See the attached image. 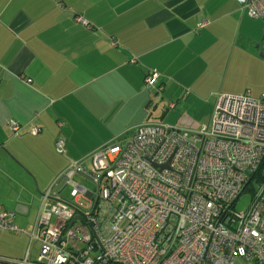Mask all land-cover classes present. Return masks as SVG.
Returning <instances> with one entry per match:
<instances>
[{
  "label": "crops",
  "instance_id": "0c3cea01",
  "mask_svg": "<svg viewBox=\"0 0 264 264\" xmlns=\"http://www.w3.org/2000/svg\"><path fill=\"white\" fill-rule=\"evenodd\" d=\"M263 52L264 22L235 0H0V211L28 235L69 159L144 121L207 128L220 92L260 97Z\"/></svg>",
  "mask_w": 264,
  "mask_h": 264
},
{
  "label": "built area",
  "instance_id": "2783aa9c",
  "mask_svg": "<svg viewBox=\"0 0 264 264\" xmlns=\"http://www.w3.org/2000/svg\"><path fill=\"white\" fill-rule=\"evenodd\" d=\"M235 1L264 22V0ZM158 79L154 70L144 75L161 91ZM55 149L65 152L62 139ZM248 187L250 204L237 211ZM0 229L25 232L12 210L0 211ZM28 235L24 256L0 264H264V93H217L207 128L144 121L69 159L42 192Z\"/></svg>",
  "mask_w": 264,
  "mask_h": 264
},
{
  "label": "rangeland",
  "instance_id": "374dc122",
  "mask_svg": "<svg viewBox=\"0 0 264 264\" xmlns=\"http://www.w3.org/2000/svg\"><path fill=\"white\" fill-rule=\"evenodd\" d=\"M164 121L166 123L169 124H173L174 122H176L175 119H171V118H166L164 119ZM179 126H186V128H190L189 124H185V123H180L177 124ZM199 126V125H198ZM201 126V125H200ZM131 135V133H126L124 134V137L122 138H127ZM78 181L84 182V184L89 187L92 188L93 187V182L90 181L89 179L84 178L81 175H77L75 177ZM251 187H255V182L252 181V183L250 184V188ZM69 187H66L63 190V195H65L66 197H68L69 195ZM250 200H251V195L249 192V187L247 190H245L239 197L238 199L235 201L234 204V208L237 211H244L248 208L249 204H250ZM79 202L86 204L87 201L84 198H80ZM40 201H35L34 202V206L33 209L31 210L30 214L27 217V221L29 224H31L33 222V219L35 217L36 214V210L35 208L39 206ZM21 227V226H20ZM22 229H26L27 231L30 230V225H26L25 228L21 227ZM28 244H29V237L27 234L25 233H10L8 231H4V230H0V257H7V258H21L24 256V253L26 251V249L28 248ZM39 250V244L37 242H34L32 247H31V256L32 258L35 257L38 253Z\"/></svg>",
  "mask_w": 264,
  "mask_h": 264
},
{
  "label": "water",
  "instance_id": "95a60500",
  "mask_svg": "<svg viewBox=\"0 0 264 264\" xmlns=\"http://www.w3.org/2000/svg\"><path fill=\"white\" fill-rule=\"evenodd\" d=\"M262 57H263V59H264V52L262 53ZM250 178H251V177H250ZM250 178H249V179H250ZM248 181H249V180H248ZM248 181H247V182H248ZM75 218H79V217H75Z\"/></svg>",
  "mask_w": 264,
  "mask_h": 264
}]
</instances>
